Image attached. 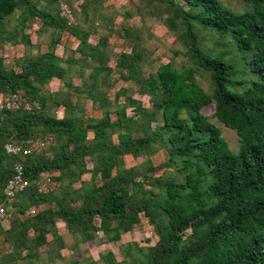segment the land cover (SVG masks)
I'll use <instances>...</instances> for the list:
<instances>
[{"label": "trees", "instance_id": "obj_1", "mask_svg": "<svg viewBox=\"0 0 264 264\" xmlns=\"http://www.w3.org/2000/svg\"><path fill=\"white\" fill-rule=\"evenodd\" d=\"M39 1L0 0V46L30 47V37L22 30L37 18L43 27L40 32L51 28L57 33L46 52L26 54L15 67L6 66L0 57V93L21 91L29 106L0 112V203L13 165L20 160L7 155L4 144L27 146L46 139L49 153L21 159L29 187L11 206L23 218H16L6 231L0 228L3 245L12 248L11 253L0 248V264L24 260L23 249L38 256L57 220L85 239L102 231L116 241L139 224L141 216L155 230V245L144 249L127 244L120 257L109 255L106 264H264V0H243L242 13L219 0H140L165 8L155 14L185 49L182 53L188 61L181 69L168 62L144 77L143 55L134 40L130 53L116 56L120 79L134 83L137 94L148 97V107L128 95L126 88L109 101L112 70L107 66V39L99 38L95 46L88 43L96 32L90 20L100 10L101 0H83L80 9L86 29L67 25L48 7L39 8ZM46 1L49 6L58 2ZM17 10L16 28L21 31L8 28ZM64 31L79 41V59L66 62L55 55ZM123 35L133 36L126 28ZM208 39L211 47L202 48ZM234 57L255 78L248 85L234 82ZM73 65L91 72L87 77L81 70L73 73ZM72 75L81 78L80 87L71 84ZM196 76H208L210 93L197 84ZM52 79L60 80L66 92H46L44 87ZM234 85L245 87L237 90ZM72 95L78 101L91 100L102 117L75 115L78 108ZM122 97L124 102L119 103ZM59 107L64 108L61 119L52 113ZM209 107L212 117L237 135V152L202 113ZM88 132L94 134L91 140ZM161 150L166 160L154 166L151 157ZM126 155L138 165L126 169ZM89 163L91 181L74 189ZM160 169L164 171L156 176ZM54 172L59 173L52 179L59 187L40 192L41 174ZM174 173L182 180L177 181ZM78 201L79 207L74 205ZM31 208L35 215H26Z\"/></svg>", "mask_w": 264, "mask_h": 264}, {"label": "rangeland", "instance_id": "obj_2", "mask_svg": "<svg viewBox=\"0 0 264 264\" xmlns=\"http://www.w3.org/2000/svg\"><path fill=\"white\" fill-rule=\"evenodd\" d=\"M219 1H221L227 8L237 13H242L246 9V4L243 2V0ZM82 2L83 0H58L57 3L49 6L46 4V0H40L37 6L39 8H42L43 6L48 7V9H50L52 13H57L60 16L58 5L59 3H64L74 14V21L71 26L79 25L80 27H83L82 29H86L87 25H84V17L80 9ZM98 4H95L94 6H98ZM99 7L100 10L98 11V13H96V17H92L90 20L93 24V27L96 28V32H93L90 35L89 44L95 46L99 38L105 37L107 39V52L109 55L107 66L112 70V73L110 75L112 85L108 90V94L112 98L119 88H126L128 90V95H131L134 99L140 100L143 103L144 107H148V97L138 95L134 83H131L129 81L125 82L120 79L119 72L115 67V58L122 52L130 53L132 49L131 41L134 40L136 45L135 47H138L143 55V60L141 61L140 65L144 70V77H147L150 73H154L157 67L168 62H171L175 67L179 69L183 68L185 65H188L187 58L183 55L185 49L181 46V44L177 42L175 35L167 31L161 18L158 17L157 14H155L156 11L163 12L165 8L155 2L153 5H149L147 1L140 2V0H101ZM91 11L92 9H90L89 11L90 14H92ZM127 13L129 15H127ZM18 14L19 10L15 11V13L11 17L12 21L8 25V28L10 30L16 28V17L18 16ZM98 14H100L99 18L97 17ZM164 17L166 18V14L162 15V18ZM42 28V23L37 18L30 21L28 27L22 30V32L29 35L30 41L32 40L33 42L30 47H25L23 45H14L13 43L0 46V57H2L4 64L8 67H15L17 66L18 60H20L24 55L28 54L31 56H36L42 52H45L48 48L51 36H56L57 33H54L53 29L51 28H45L46 30L40 32ZM123 28L129 29L131 31V34L133 35L132 39H125L123 35ZM16 30L21 31L18 28H16ZM59 36V43L61 42V44L68 45V47H73V41H71L72 37H70V34L64 31ZM201 47L204 49L210 48L211 40L208 39L207 41H205L201 45ZM71 50L72 49H70L69 53H67V56L63 57L66 62H68V59L73 58V53H71ZM60 52L61 48L58 46L56 48V54L60 55ZM174 52L181 53L175 55L176 53ZM232 62L236 68V71L234 72V82L243 81L245 85H248L250 81L255 79L251 74L247 72L244 63L239 58L234 57ZM71 67V71H77L78 66L73 65ZM90 72V68H87L83 74L87 77ZM71 77H73V75ZM195 78L197 84H199L204 91L209 93L211 92V85L208 80V76H196ZM245 85H234L233 87L237 90H241L245 87ZM57 89L58 87H55L54 92H56ZM45 91L50 92V87L47 86ZM57 92L64 93L66 92V89L61 85ZM74 98L75 95H72L70 97L71 100H74ZM120 100L121 102H123L124 98L122 97ZM24 106L29 107L27 104H25ZM82 107L84 110H87L88 116H99L98 114L91 111L89 103L87 101L83 102ZM61 110L62 109L60 108H57L55 110L53 109L52 113L60 117ZM202 113L209 118L210 123L220 129L221 135L228 143L229 148L233 152H237L239 140L235 132L228 128H225L215 118L212 117L211 107H209L208 109H204ZM43 153H48V149L41 152L39 151V154ZM165 160V151L161 150L156 156L152 157V164L154 166H157L159 164H162ZM125 163L127 167H133L138 162L132 160L130 156H127ZM163 171L164 169H160L156 172L155 175L159 176ZM173 177L177 181L182 180V177L175 173ZM97 184L101 185V182L98 179ZM146 189H148V187H146ZM9 211H11L10 207L8 208V212ZM143 218V223L138 226L135 231L132 232L137 233L136 236L140 247L147 249L155 245L158 237L153 226L148 223L145 217ZM3 248L5 250L7 249L6 246H3ZM134 254L138 255V252L134 251Z\"/></svg>", "mask_w": 264, "mask_h": 264}, {"label": "crops", "instance_id": "obj_3", "mask_svg": "<svg viewBox=\"0 0 264 264\" xmlns=\"http://www.w3.org/2000/svg\"><path fill=\"white\" fill-rule=\"evenodd\" d=\"M70 37H72V39L71 38L70 39H71V41H73L72 42L73 47H68V45L61 44V42L58 43L56 48L59 46L61 48V52H60V55H57L56 54V48H55V55L57 57L61 58V57L67 56V53H69L70 49H72L73 51L71 50V53H73V58L74 59L80 58V54L76 51V49L79 45V41L73 36H70ZM59 38H60V36H59ZM89 41H90V36L88 39V43H89ZM31 44H33L32 40H31ZM18 47H20V46H18ZM42 53H44V52H42ZM75 55H76V57H75ZM86 69L82 68V70H81V68L78 66L77 71L74 70L73 73H77L80 70L85 72ZM71 84L75 87H80L82 84V80L80 77L73 75V77H71ZM61 85L62 84H61L60 80L52 79L49 82V84H47L44 87V90L46 89L47 86H49L50 87L49 93H57V91H58L59 87H61ZM55 87H58L56 92H54ZM109 98H110V100H109L110 102L114 101L113 100L114 96L112 98L109 96ZM120 99H119V103H123L124 100H123V102H121ZM71 101H72L73 105L76 106V108H78L76 110L77 113H74L75 115L80 116L83 119H90V118L99 119L102 117V113L93 107L91 100H80V101H78L76 96H75L74 100H71ZM84 101H87L89 103L91 111L98 114L99 116H97V115L95 117L92 115L88 116L87 110H84L82 107ZM59 108L62 109L60 111L61 116L60 117H58L56 115L55 116H56V118L61 119L64 116V108L63 107H59ZM92 112H90V113H92ZM111 118H112V120H115L114 114L111 115ZM93 136H94L93 132L87 133V138L89 140H91L93 138ZM114 138H116V135L113 136V139ZM45 150H43V151H45ZM34 154H39V152H35ZM46 155H49V153H46ZM156 155H154V156H156ZM127 156H130V155H126L123 157V162H124V166L126 169L132 167V166L131 167L126 166L125 161H126ZM130 157L132 160H134L132 158V156H130ZM151 161H152V157H151ZM86 169L88 170V172L81 176L80 181L73 183L72 187L74 189L80 188L82 182L91 181L90 170L92 169V164L91 163L87 164ZM58 175H59L58 172L41 174L40 179L37 183L38 190L42 193H47L49 191H55L59 187V183L53 181L52 179H53V177H56ZM47 178L50 179V182L44 184L45 182H43V181H44V179H47ZM97 179L99 180V177H97ZM41 185H44V187H42ZM74 205L79 207L81 205V202L78 201ZM9 207H10L11 211L8 212ZM16 218L22 219L23 217L19 216L16 213V209L14 207H12L11 205L8 206L7 207V217L0 224V228L3 231L8 230L11 226V223ZM143 219L144 218L141 216L139 224L135 225L130 232L121 234L120 238L116 241L110 240V235H105L102 231H98L94 237H89V238L85 239L83 237V234L81 235V233L71 230L64 221L57 220L54 223L53 228L46 233V235H45L46 244L43 245L41 248H39L38 256H33V254L28 255V250L23 249L21 251V256L25 259L21 260V261H17L16 263H13V264H94V263L106 264V260L109 257V255H111L115 258H118L121 256V250L123 249V246L130 244V243H135V244L139 245L138 240H137V236H136L137 233L136 232L134 233L132 231H135L136 228H138V226H140L143 223ZM94 222L96 224H98L99 220L97 218H95ZM33 237H34V233H33V231H30L28 233V239L31 240ZM57 243H61L62 246L59 248ZM3 244H4L3 239L0 238L1 250L5 253H11L12 252L11 246L9 244L8 245H6V244L3 245ZM3 246H6L7 249L5 250L3 248Z\"/></svg>", "mask_w": 264, "mask_h": 264}, {"label": "built area", "instance_id": "obj_4", "mask_svg": "<svg viewBox=\"0 0 264 264\" xmlns=\"http://www.w3.org/2000/svg\"><path fill=\"white\" fill-rule=\"evenodd\" d=\"M60 16L66 21L67 25H71L74 21L73 14L69 7L64 3L58 5ZM25 105V99L21 91H17L10 94L0 93V112L17 110ZM48 140H38L35 143H29L27 146H23L16 142H7L4 144V151L7 155L20 158L13 165L12 175L7 181L3 189L4 203H0V224L7 217V207L13 203L15 197L23 192L29 186V181L24 173V167L21 159L29 156L32 153L43 151L46 149ZM46 183L50 182V179H44ZM44 187V185H41ZM36 210L31 208L26 215H35Z\"/></svg>", "mask_w": 264, "mask_h": 264}]
</instances>
